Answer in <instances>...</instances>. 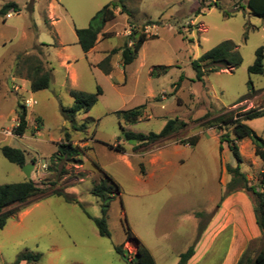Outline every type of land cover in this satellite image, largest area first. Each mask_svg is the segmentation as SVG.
Listing matches in <instances>:
<instances>
[{"label": "rangeland", "instance_id": "374dc122", "mask_svg": "<svg viewBox=\"0 0 264 264\" xmlns=\"http://www.w3.org/2000/svg\"><path fill=\"white\" fill-rule=\"evenodd\" d=\"M8 1L19 10L0 16V146L24 151L33 163L29 178L41 192L2 210L10 216L0 229V264H13L23 252L39 257L19 264H125L115 246L122 244L129 260L135 255L137 242L126 240L128 227L156 264H178L192 245L185 264H231L245 250L254 257L262 246L254 198L241 189L229 191L225 166L235 160L226 142H219L222 134L233 137L231 125L220 118L264 109V68L247 70L256 49L264 48V19L251 14L246 0H120L125 11L120 4L114 8L115 17L88 53L78 45L75 28L86 27L104 5L119 0H0V7ZM150 20L157 23L147 24ZM139 33L148 39L123 66L120 49ZM225 40L233 43L241 64L196 79L191 62ZM108 54L112 69L105 74L96 63ZM163 66L167 72L156 75ZM35 68L49 71L50 80L47 88L31 91L26 79ZM97 86L102 93L96 103L65 118L62 108L73 105L70 90L91 93ZM28 98L35 103L26 105L24 135L4 136L2 130L18 122V103ZM138 105L143 110L135 124L114 114ZM175 118L186 126L166 137L140 145L118 142L121 126L157 133ZM243 122L264 139V115ZM73 124L85 129L74 130ZM66 133L86 149L84 156L57 155ZM192 136L198 138L194 146L186 142ZM118 143L123 153L109 148ZM237 145L241 172L251 185H261L263 160L249 139ZM95 164L119 187L106 211L109 236L99 235L93 223L103 205L92 193L103 179ZM26 179L0 150V184ZM234 231L251 235L241 252L228 248Z\"/></svg>", "mask_w": 264, "mask_h": 264}, {"label": "trees", "instance_id": "16d2710c", "mask_svg": "<svg viewBox=\"0 0 264 264\" xmlns=\"http://www.w3.org/2000/svg\"><path fill=\"white\" fill-rule=\"evenodd\" d=\"M118 2H111L104 5L99 11H97L92 17L89 24L84 28H75V35L77 38V43L84 53H87L93 48L97 40L98 34L102 31L107 22L111 21L115 17L114 8L118 7L120 4L121 11H125V7ZM246 5L250 10L251 14L254 16L264 19V0H246ZM18 11L19 6L13 1L5 2L0 7V16L6 17L9 11ZM196 13L200 12V8H196ZM157 22L148 21L147 24H156ZM136 32H134L135 34ZM130 40L132 41L131 46L124 44L120 49V55L122 60V65L130 64L137 56L142 44L148 39L145 33H139L137 36ZM116 50L112 49L111 53H115ZM241 56L235 49V46L230 40H225L214 47L208 49L199 58L191 62V66L195 73V78L202 80L204 73L218 72L221 69L229 68L232 71L234 68L241 64ZM110 54L106 55L97 66L102 70L103 73L109 74L111 72ZM206 68V69H205ZM264 68V48L259 47L255 51V60L252 65L248 67L249 73H262ZM168 67H161L155 71V74L166 73ZM40 68H35L32 73L28 74L27 79L30 83L31 91H38L45 89L49 85L50 72H41ZM182 80V75L179 77V81ZM102 93L99 86L96 87L95 92H85L82 90L72 89L70 90V95L73 98V105L69 108H62L63 115L65 118L72 120L78 113H86L97 101L98 96ZM18 126L15 128L14 133L17 135H23L27 127V112L24 103H18ZM143 105H138L136 107L127 110H117L114 114L121 120L124 124H135L139 121L142 114ZM264 115V109H253L250 108L247 111L239 114L238 116H226L220 118L219 121L222 124L231 125V132L233 137L229 134H222L219 137V142H226V147L231 152L235 165L225 166L226 172L231 176L228 182L230 186L229 191L233 190H244L253 195L254 198V217L255 223L261 233L262 246L254 257H250L247 250L243 251L236 264H264V179L261 181V185L253 186L249 183L248 179L245 177L244 173L240 170L241 154L237 145L238 140L249 139L254 148V154L260 157L264 163V139L257 135L248 125H246L243 120H249L256 117ZM186 126L183 120L177 118L168 120L164 127L157 133L149 132L147 134L141 132H133L129 130H124L123 127L121 134L118 138V142L135 143L136 145L144 144L147 142H153L157 139L166 137L171 133L182 129ZM222 125L219 124L218 128L222 129ZM74 130L80 131L85 129V125L81 124L79 126L72 125ZM198 138L196 136L190 137L186 142L190 146H194ZM134 144V145H135ZM110 149L123 153L125 151L124 146L120 143L115 145H109ZM221 149V146H220ZM2 155L11 163L17 164L21 167L26 163L25 153L23 150L9 145L0 146ZM86 149L78 145L72 144L69 134H65L64 141L59 143L57 146V155L60 154L64 156L67 160L75 159L81 154H85ZM33 161V160H31ZM95 166L103 174V179L98 183H95L92 188V193L99 197L103 202L101 208V216L93 218V223L95 224L99 235L109 236V230L106 222V211L109 201L112 197V191L119 192V187L117 183L112 179L110 175L105 173L101 168L95 164ZM41 192V188L33 182L30 178L15 183L0 184V229H2L7 219L9 218V213H1L2 210L12 203H23L27 199ZM55 193V192H54ZM126 240H135L137 242V249L135 255L132 259H128L127 251L123 249L122 244L115 246L116 252L123 258L125 264H156L155 258L150 251V249L133 233V231L128 227L126 232ZM194 245L190 246L184 253L180 254L178 264H185L186 261L193 255ZM39 257L37 253L23 252L20 253L13 264H19L20 261H30L36 260Z\"/></svg>", "mask_w": 264, "mask_h": 264}, {"label": "crops", "instance_id": "0c3cea01", "mask_svg": "<svg viewBox=\"0 0 264 264\" xmlns=\"http://www.w3.org/2000/svg\"><path fill=\"white\" fill-rule=\"evenodd\" d=\"M11 15V14H10ZM90 51H92V49L91 50H89L88 52H90ZM87 52V53H88ZM99 61H100V59H99ZM99 61H97V63L99 62ZM96 63V64H97ZM67 65V64H66ZM26 80H28V79H26ZM29 81V80H28ZM28 99H30V98H28ZM26 118H27V116H26ZM27 124H28V120H27ZM24 135V134H23ZM22 135V136H23ZM125 143V142H124ZM123 143V144H124ZM124 149H125V147H124ZM84 156V155H83ZM26 162H28V160L26 159ZM258 230H255L254 231V233L252 234V235H254L256 232H257ZM259 232V231H258ZM245 233V238L243 237H241V235H243ZM260 233V232H259ZM250 238H251V235L250 234H247V232H242V233H239V232H237L236 233V231H234V235L232 236V238H231V241H230V244H229V249L230 250H232V249H234V248H238L239 249V251L238 252H241V250L247 245V243H248V241L250 240ZM209 245L211 244V243H208ZM237 249V250H238ZM237 254H239V253H237ZM237 260V255H236V257H235V259H234V261H233V263H231V264H234L235 263V261Z\"/></svg>", "mask_w": 264, "mask_h": 264}, {"label": "built area", "instance_id": "2783aa9c", "mask_svg": "<svg viewBox=\"0 0 264 264\" xmlns=\"http://www.w3.org/2000/svg\"><path fill=\"white\" fill-rule=\"evenodd\" d=\"M8 16H10V13L7 14V17H8ZM33 103H35V101L32 100V99H26V100L24 101L25 106H26V105L33 104ZM17 126H18V122L16 121L13 129L15 130V128H16ZM13 129L5 128V129L2 130V134H3L4 136H6V137L13 136V132H14Z\"/></svg>", "mask_w": 264, "mask_h": 264}, {"label": "water", "instance_id": "95a60500", "mask_svg": "<svg viewBox=\"0 0 264 264\" xmlns=\"http://www.w3.org/2000/svg\"><path fill=\"white\" fill-rule=\"evenodd\" d=\"M23 173L25 174L26 178L30 177L31 170L33 168L32 162H26L21 166Z\"/></svg>", "mask_w": 264, "mask_h": 264}]
</instances>
